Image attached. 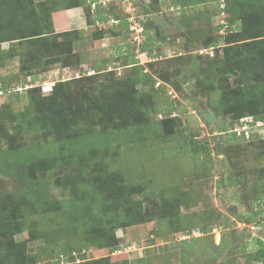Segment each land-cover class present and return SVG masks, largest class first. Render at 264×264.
I'll use <instances>...</instances> for the list:
<instances>
[{"label":"trees","instance_id":"trees-1","mask_svg":"<svg viewBox=\"0 0 264 264\" xmlns=\"http://www.w3.org/2000/svg\"><path fill=\"white\" fill-rule=\"evenodd\" d=\"M136 1L132 0L139 19L141 16L138 15ZM170 1L168 5L182 11L184 19L189 21L184 13L187 7L211 0ZM218 1L224 2L218 13H224L225 22L213 25L211 34H199L200 45L212 49L213 54L207 57L203 72L198 73L199 79L193 81L195 93L205 98L206 112L211 115H203L205 112L194 104L195 97L191 98V107L206 123L215 121L218 117H228L229 120L222 122L218 131L227 136L224 141L226 146L233 142L251 144L253 137L239 138L229 132V129L245 116H252L253 120H264V0ZM120 2L122 0L102 5L98 0H0V62L19 55L15 72L7 70L6 73H0V91L3 92L0 98L26 99L21 111L14 112L10 107L0 108V120H10L17 135L31 132L51 135L49 146L40 144L30 147L20 143L14 145L12 137L2 131L3 127L0 129V140L8 144L6 151L0 152V175L16 182L14 198L4 199L0 195V264L26 263V242L14 241L12 236L22 230L21 226L25 225L26 218L33 214H47L57 210L62 221L60 228L56 230L41 232L29 228L31 240L41 237L54 242L65 238L68 240L70 237L67 236L69 230L66 226L70 222L88 240L98 242L101 247L109 248L110 252L120 249L115 228L142 223L153 215L152 211L142 206L141 201L131 200L132 194L142 192L138 186H126L115 172L104 175L101 169L96 174L88 170L89 166L93 164L95 167L96 163L104 159L105 150L111 145L110 131L104 124L105 121L110 123V129L114 132L126 131V135L138 134L140 138L143 132H149L155 127L150 119L154 103L144 87L154 84L155 78L168 84L172 82L168 73L157 72L154 75L143 71L131 50L137 44L140 53L158 58L159 55H152L156 38L146 28L144 18L141 17L139 20L143 25L144 39L139 43L134 42L128 28L127 15L118 7ZM151 2L155 4L159 0ZM92 4H95L94 9L91 8ZM74 7L83 9L86 26L98 28L92 32L93 39L103 36L102 28H116L118 31L112 34L128 36L130 43L119 46V52L124 54L127 61L124 66H129L131 73L102 84L98 95L93 88L85 106L73 107L70 103L71 92L66 90L71 83L70 79L55 80L51 89L46 92L42 91L40 85L22 91L13 90L14 86H24L28 82V76L33 83L45 78V68L50 65L65 61L67 65L68 58L73 53V39L82 36L84 30L56 31L52 14ZM198 16L196 13L194 17ZM111 18L118 22H110ZM4 42L13 45L3 49ZM181 56L179 54L170 58ZM152 62L153 60L149 61L150 66ZM96 68L92 67L93 70ZM158 111L164 115L160 119V129L165 130V135H171L175 132L174 124L177 125L178 114L185 109L180 103L171 100L161 104ZM173 112L175 114L172 115ZM93 119L101 125L95 131H77L73 128L80 122ZM194 135L191 132H181L170 153H189L194 159H200L199 162L210 172L211 147L206 141H196ZM256 140L264 142V138ZM230 164L232 171H236L239 162L230 157ZM67 165L73 166L75 177L72 196L51 197L49 183L43 181L39 184L37 174ZM243 182L244 178L238 177L233 184ZM170 198L163 200L159 206L169 223L179 218L177 213L183 201H180L179 195ZM249 202L254 221L257 216V220L262 221L264 183L251 187ZM97 208L98 212L95 211ZM114 213L117 214L116 217L112 216ZM69 215H72L74 222L65 220ZM200 231L208 233L211 226H204ZM185 234L190 233L186 231ZM196 240L195 236L183 239V248L194 249ZM255 242L256 249L246 256L245 261L264 264V241L256 237ZM228 248L229 240L221 236L216 249L225 251ZM66 249L67 244L65 248L55 250L57 262L66 255ZM97 263H101L99 259ZM222 264L227 263L224 261Z\"/></svg>","mask_w":264,"mask_h":264},{"label":"rangeland","instance_id":"rangeland-1","mask_svg":"<svg viewBox=\"0 0 264 264\" xmlns=\"http://www.w3.org/2000/svg\"><path fill=\"white\" fill-rule=\"evenodd\" d=\"M105 1V4L115 2ZM151 1L137 0L136 3L138 15L144 18L146 28L156 38L152 55L159 57L154 59L140 53L137 44L131 52L136 55L143 71L154 75L157 72L168 73L172 82L168 84L155 78L154 84L144 87L154 103L150 119L155 127L149 132H143L140 138L138 134L128 136L126 131L114 132L110 129V123L105 121L104 124L110 131L111 145L105 150L104 159L96 163L95 167L93 164L89 166L88 170L96 174L101 169L104 175L115 172L126 186H138L142 192L132 194L131 200L141 201L142 206L152 211L153 215L142 223L115 228L120 249L113 252L107 247H101L98 242L88 240L70 222L66 226L69 230L66 231L70 237L68 240L65 238L54 242L42 237L31 240L29 228L41 232L56 230L60 228L62 220L57 210L30 215L26 218L25 225L21 226L22 230L12 236L14 241L26 242L25 264H222L224 261L227 264H261L245 259L256 249V237L264 241V219L259 221L257 216L254 221L249 202L251 187L264 183V142L256 140L260 138L256 135L251 144L233 142L226 146L224 141L227 136L218 131L222 122L229 120L228 117H218L215 121L206 123L191 107V98L195 97L194 104L205 112L203 115H211L206 112L205 98L195 93L193 81L199 79L198 73L203 72L207 57L213 54L212 49L200 45L199 34H211L213 25L225 22L224 13H218L224 2L211 0L187 7L184 12L189 17L187 21L182 11L168 5L170 0H159L155 4ZM127 6L120 2L118 7L126 14ZM196 13L199 14L197 18L194 17ZM61 17V12L55 13L56 20ZM77 26L60 31H78L80 28ZM82 26L84 34L73 39V53L69 56L67 65L65 61L45 68L46 77L71 80L66 90L71 92L69 100L73 107L85 106L93 88L98 95L102 84L131 73V68L124 66V54L119 52V46L130 43L128 36L112 34L118 31L116 28H102L103 36L95 40L92 32L98 28L86 26L85 23ZM56 28L62 27L56 24ZM71 36L73 34L69 37ZM10 45L13 44L4 42L2 48L7 49ZM179 54L182 56L170 58ZM18 60L19 55H16L0 62V73H6L7 70L15 72ZM152 60L150 66L149 61ZM93 66L97 67L96 70L92 69ZM171 100L180 103L185 111L178 114L177 125L174 124L175 132L165 135V130L160 129V119L164 115L158 109L165 101ZM25 104V98H0V108L10 107L14 112L21 111ZM1 127L15 141L14 145L49 146L51 135L45 132L17 135L13 123L8 119L0 120V129ZM100 127L95 119L73 126L77 131H95ZM183 131L194 133L196 141H206L211 147L210 172L199 162L200 159H194L189 153H170L177 142V136ZM7 145V142L0 140V152L6 151ZM230 157L239 162L236 171H232ZM238 177H243L244 182L233 184ZM37 178L39 184L43 181L49 183L51 197L72 196L75 180L72 165L47 169L38 173ZM15 184L14 180L0 175L1 197L14 198ZM178 195L181 197L180 201L183 200L177 213L179 218L169 223L159 206L163 200ZM95 211L98 212L99 209ZM116 215L114 213L112 216ZM108 218L109 216L106 219ZM65 220L74 222L72 215ZM207 225L211 226V231L202 233L200 228ZM186 231L190 234L186 235ZM191 236L197 237L195 248L184 249L183 239L187 240ZM221 236L229 240V248L225 251L216 249ZM66 244V255L57 262L55 250L65 248ZM97 259L101 263H97Z\"/></svg>","mask_w":264,"mask_h":264},{"label":"built area","instance_id":"built-area-1","mask_svg":"<svg viewBox=\"0 0 264 264\" xmlns=\"http://www.w3.org/2000/svg\"><path fill=\"white\" fill-rule=\"evenodd\" d=\"M99 3L102 5H105V0H98ZM122 3H126V20L128 22V28L131 31L132 39L134 42L139 43L143 37V25L141 21L137 18V11L136 7L133 5L132 0H122ZM95 4L91 5V8L94 9ZM110 22L117 23L118 20L111 18ZM224 23V21H222ZM27 83L24 86H14L12 89L16 91H22L23 89L30 88L35 85H40L42 88V91L46 92L51 89L52 85L54 84L55 79H52V77H45L40 81L32 82L30 76L27 77ZM46 85V88H45ZM3 92L0 91V95H2ZM229 132H232L235 134L236 137H241L244 139H249L250 137H253V135H258L260 138H264V120L256 119L253 120L252 116H245L239 119L236 124L229 129Z\"/></svg>","mask_w":264,"mask_h":264},{"label":"crops","instance_id":"crops-1","mask_svg":"<svg viewBox=\"0 0 264 264\" xmlns=\"http://www.w3.org/2000/svg\"><path fill=\"white\" fill-rule=\"evenodd\" d=\"M61 12L63 17L60 20L55 19V13ZM54 29L56 31H60L63 28H70L73 25H78V28H83V24L85 23L83 9L81 7H74L65 10L56 11L52 14ZM56 24L61 25L62 28L57 29ZM85 28V27H84Z\"/></svg>","mask_w":264,"mask_h":264}]
</instances>
